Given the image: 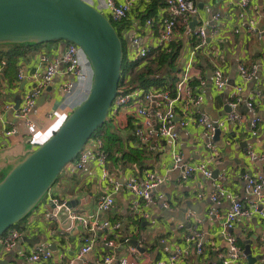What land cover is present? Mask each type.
<instances>
[{"label":"crops","instance_id":"0c3cea01","mask_svg":"<svg viewBox=\"0 0 264 264\" xmlns=\"http://www.w3.org/2000/svg\"><path fill=\"white\" fill-rule=\"evenodd\" d=\"M100 11H103L105 0H84ZM122 3L123 0H115ZM238 0H193L197 13L188 19L187 27L179 21L176 31L174 46H179L177 56L178 68L182 69L189 58L191 49L196 46L197 38L194 31L202 25L212 22L217 24L219 36L210 43L209 49L214 48L218 56L212 57L204 52H199L200 58L195 57V69L199 70L201 78L206 81L203 89V110L195 108L193 113L204 112L210 120L217 122L226 114L225 105L232 86L223 91H217L212 84L213 62L223 70L229 81L242 84V98L248 101L251 97L255 100L253 112L248 110L245 103H241L235 110L244 117V121L228 123L220 130L216 139H213L217 154H212L205 148L206 139L202 129L190 125L186 128L176 127L178 134L177 147L184 163H205L211 171L212 177L206 178L201 173H196L189 181L182 182L177 168H172V147L169 142L154 138L150 147L136 146L133 131L135 123L131 121L128 109L122 111L116 125L107 124L100 133L105 144L104 134L112 133L119 141L109 146L112 153L108 154L107 168L116 183L123 185L125 181L135 177L142 183L148 174H153L159 180L157 186L151 191V201L140 206L143 213H148V218L140 219V224L130 233L133 219L132 212L135 197L123 187L113 194L114 203L111 208L101 215L110 224L125 226V232L119 231L116 236H110L113 247L104 246L105 234L98 236L92 251L81 259H77L81 243L78 230L72 233L64 230L58 220L50 221L45 214L51 211L47 200L58 198L71 202L74 212L89 216L94 214L96 201L100 194L112 191L111 187L101 180V172L94 164H88L84 169L77 171L67 166L60 177L50 189L47 200L42 206L36 208L31 215L19 226L23 228L22 238L7 252L0 254V261L5 264H88L103 256H110L116 262L126 261L127 264H155L163 260L176 248L186 246L185 236L197 226L202 233L204 253L197 256L194 244L188 246V258L181 264H216L219 263L228 251V246L223 237V221L225 214L231 209L232 200L236 199L247 207V201H256V198L246 194L244 190L245 177L262 175L264 182V160L251 161L247 152H264V0H249L246 10L247 19L254 20L257 33L247 30L246 18L241 17V8ZM104 12V11H103ZM165 15V0H138L126 24L122 29L124 51H130L131 36L140 37V45L154 46L156 42V27L152 33L144 29L148 18L159 19ZM218 16L217 20L213 18ZM173 46V48H174ZM64 44L60 41L44 44L38 48L26 47L22 54L9 63L5 57H0V62L5 61V66L0 69V117L2 120L12 122L18 129L22 141L17 138H6L0 127V180L8 171L7 158L9 156L23 157L37 148L40 142H45L63 123L68 114L88 94L91 71L85 66L88 81L78 87L74 94L67 98L55 96L57 93L58 78L47 87L37 100L36 108L32 112L34 120L33 129H26L19 121L12 119L11 111L5 109L7 105L20 100L27 85L25 80H17L18 70L24 75H30L38 64L37 57L45 54L48 57L58 56ZM7 48H0L6 51ZM125 53V52H124ZM199 64V65H198ZM236 64V69L233 67ZM243 64L249 68L256 67L252 80L242 83L238 74V65ZM1 67V64H0ZM24 82V83H23ZM260 118L258 131L253 135L249 121L253 116ZM33 138V143L29 141ZM40 141V142H39ZM92 146V145H91ZM187 148L186 156L183 147ZM142 149L141 156L124 155ZM116 150L117 152H114ZM136 157V162L134 159ZM134 159V160H133ZM218 171L217 178L213 172ZM222 185L227 196L218 203L210 201L209 196L216 185ZM202 197H199V195ZM264 195V186L262 189ZM137 211V210H136ZM138 212V211H137ZM139 213V212H138ZM140 214V213H139ZM76 229V224L73 223ZM233 234L239 244L251 241L252 256L264 257V220L257 214L250 219H238L233 228ZM137 239L142 236L140 245L145 248V253H139L122 242L124 237ZM25 238L30 240L26 242ZM35 246H47L52 253L48 262L33 263L26 260V255ZM123 246V249L121 247ZM115 264V262L113 263ZM234 264H248L243 256ZM264 264V260L256 262Z\"/></svg>","mask_w":264,"mask_h":264},{"label":"built area","instance_id":"2783aa9c","mask_svg":"<svg viewBox=\"0 0 264 264\" xmlns=\"http://www.w3.org/2000/svg\"><path fill=\"white\" fill-rule=\"evenodd\" d=\"M138 0H123L118 3L115 0H105L104 7L101 11L111 22L119 23L126 20ZM238 6L242 10L241 17L246 18L247 30L252 33H257L254 20L247 19L249 16L246 10L249 8V0H238ZM100 11V10H99ZM197 13V8L193 0H165V15L162 18H148L144 23V29L152 33L156 27L157 36L154 46L140 45V37L138 35L131 36L130 51H125L123 63L125 66L143 61L152 51H159L165 54H170L173 51V46L176 38L178 22L181 21L187 27L188 19ZM218 16L213 19L217 20ZM260 34V33H257ZM198 42L191 49L189 58L184 63L182 69L176 72V81L174 83L173 92L164 90L160 87H143L133 86L129 84V77L126 74L122 84H119L117 94L112 101L107 116V124L115 125L114 120L119 122V117L123 110L128 109L131 114V120L135 123L133 131L136 139V146L150 147L154 138H160L170 143L172 147V168H177L180 173L182 182L189 181L196 173H201L206 178H211V171L205 163L188 164L184 163L182 155L177 147L178 134L176 127L186 128L190 125L198 126L202 129L203 136L206 139L205 148L212 154H217V149L214 146L213 139L215 138L216 130H223L228 123L244 121V117L238 114L235 110L241 103H245L248 110H254V99L251 97L248 101L242 98L243 85L234 84L231 87L227 105L231 108V112L225 115L217 122H213L204 112L193 113L192 110L198 108L204 103L203 89L206 81L201 78L199 70L195 69L196 52L200 51L217 57L218 53L214 48H210V43L216 40L219 36L217 24L212 22L208 25L199 26L195 31ZM209 38L210 42H207ZM38 64L30 75H24L22 70L17 72V80L27 83L20 103L17 109L13 104L7 105L6 110L11 111V117L19 121L26 129H33L34 120L31 115L36 108L37 100L43 91L49 87L54 79L58 78L57 93L55 96L62 98L70 97L75 90L83 83L88 81V75L85 66L89 67L83 52L74 44L66 43L58 56L48 57L45 54H40L37 57ZM0 69L5 66V61L0 62ZM212 84L217 91H223L229 86V78L223 70L213 62L212 66ZM90 70V69H89ZM91 71V70H90ZM256 67L253 65L249 68L243 64L238 65V74L242 83H247L253 79ZM92 73L90 75L89 89L91 85ZM88 89V91H89ZM0 117V127L3 135L6 138H17L22 141V137L18 134L17 127L9 121L2 120ZM260 118L253 116L249 125L253 135L257 134ZM100 136L90 140V143L83 149L78 156L71 162L72 169L80 171L88 164L94 163L101 172V180L106 185L111 187L112 191L105 192L99 195L94 214L84 216L68 210V217L72 223L76 224L78 230L81 247L78 252L77 259H81L88 255L98 238L105 234L104 246L113 247V241L110 236H116L119 233L121 226L119 224H110L107 220L101 218V215L107 212L114 203L113 194L117 192L121 186L127 192L135 197L134 213L131 217L133 222L131 230L136 227L134 220L138 222L142 218H148V213H143L140 206L147 205L151 201V191L157 186L159 180L153 174H148L146 179L140 183L135 177L125 181L123 185L116 183L114 177L108 171L107 161L108 154L104 149V144ZM29 141L33 143V138ZM40 142V141H39ZM42 144V142H40ZM39 144V145H40ZM92 145V146H91ZM251 161L256 159L264 160V152L256 153L252 150L247 152ZM264 186L262 175H248L245 177L244 190L247 195L256 198V201H247L250 207L245 206L236 199L232 200L231 209L225 214L223 221V237L228 246L227 254L221 258L216 264H234L242 257V247L238 244V239L233 234V228L238 219H250L257 214L264 220V195L262 189ZM48 195V194H47ZM46 195V196H47ZM45 196V200H47ZM227 196L226 189L218 184L215 190L210 194L209 199L213 203H218ZM199 197H202L200 194ZM41 203L40 206L44 203ZM67 201L58 198L47 200L51 211H47L45 216L50 220H58L56 213L53 212L51 205H54L56 210L66 206ZM39 206V207H40ZM38 208V207H37ZM99 233H102L99 235ZM23 236V228L21 226L10 228L0 238V254L9 251ZM202 233L197 230V226L193 227L184 240L186 246L176 248L170 255L163 260H158L155 264H181L188 258V246L194 244L195 253L197 256H202L204 253L202 243ZM52 258L51 250L47 246H35L26 255V260L33 263L48 262ZM127 264L125 260L116 262L110 256H103L89 264ZM69 264H74L70 262ZM82 264H88L84 261Z\"/></svg>","mask_w":264,"mask_h":264},{"label":"water","instance_id":"95a60500","mask_svg":"<svg viewBox=\"0 0 264 264\" xmlns=\"http://www.w3.org/2000/svg\"><path fill=\"white\" fill-rule=\"evenodd\" d=\"M57 41L81 49L92 73L90 89L45 142L23 157L7 158L9 169L0 180V238L33 213L63 170L106 125L109 108L117 94L124 59L123 43L101 11L84 0H0V46H38ZM206 41L210 42L209 38ZM229 85H234L233 80ZM19 103L17 100L15 109ZM225 110L226 115L232 111L228 105ZM219 132L216 130L214 139ZM213 174L217 178L218 171ZM51 208L62 228L76 233L68 217V210L74 209L72 203L67 202L59 210L54 205ZM120 230L127 229L123 226ZM133 232L134 229L130 230ZM25 241L30 242L27 238ZM122 242L145 253L140 245L142 236L137 239L127 236ZM251 243H244L242 256L248 264L263 261L262 255L252 256Z\"/></svg>","mask_w":264,"mask_h":264},{"label":"trees","instance_id":"16d2710c","mask_svg":"<svg viewBox=\"0 0 264 264\" xmlns=\"http://www.w3.org/2000/svg\"><path fill=\"white\" fill-rule=\"evenodd\" d=\"M129 18V17H128ZM123 20L119 23H113L117 33L119 34L120 38L122 39L123 43V54H124V41L122 37V29L127 28V20ZM198 40L195 44H197ZM41 46V45H40ZM26 47H34L38 48L37 45L31 44H24V45H1L0 48H7L6 51H0V57H5L9 63H13L15 57L22 54V49ZM179 46L175 45L173 51L170 54H165L159 51H152L143 61L132 64L130 66H125L121 68V75H120V83L122 84L124 80V76L127 74L129 77V84L131 87L133 86H143V87H160L164 90H168L169 92H173L174 83L176 81V69H175V61L177 60ZM200 49L197 51V57L200 58L199 54ZM124 57V56H123ZM199 65V64H198ZM105 127V126H104ZM104 127H101L93 136H98ZM105 144L104 149L107 153H112V147L109 146V143L113 145L114 142L119 141L118 137L112 133L104 134ZM135 152L126 153L122 151L124 155L131 156L137 155V149L134 150ZM114 152H117L114 150ZM135 161L137 160L134 156ZM133 159V160H134ZM138 162V161H136ZM45 197L40 201L39 207L41 203L44 201ZM23 222V221H22ZM21 222V223H22ZM21 223L16 224L13 227L19 226ZM140 222L134 220V225L138 226ZM12 227V228H13ZM122 231V230H121ZM123 232V231H122ZM125 232V231H124ZM239 244V242H238ZM240 245V244H239ZM240 247H242L240 245Z\"/></svg>","mask_w":264,"mask_h":264},{"label":"rangeland","instance_id":"374dc122","mask_svg":"<svg viewBox=\"0 0 264 264\" xmlns=\"http://www.w3.org/2000/svg\"><path fill=\"white\" fill-rule=\"evenodd\" d=\"M3 46V45H2ZM38 46H40V45H38ZM123 67H124V64H123ZM177 68H178V63H177V60L175 61V69L177 70ZM200 110H203V107L201 106L200 107ZM132 121V120H131ZM114 122V124L116 125L117 124V121L116 120H114L113 121ZM133 123V122H132ZM134 128H135V125H134ZM100 135V134H99ZM98 135V136H99ZM95 137H97V136H93L91 139H94ZM183 151H184V153H185V155L187 156L188 155V151H187V148L184 146L183 147ZM137 154L139 155V156H141L142 154H144V152H143V150L142 149H137Z\"/></svg>","mask_w":264,"mask_h":264}]
</instances>
